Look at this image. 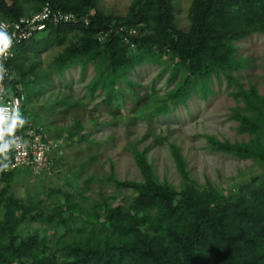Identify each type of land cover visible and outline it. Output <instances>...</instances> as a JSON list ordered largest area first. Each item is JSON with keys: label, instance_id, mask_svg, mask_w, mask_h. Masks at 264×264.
<instances>
[{"label": "trees", "instance_id": "1", "mask_svg": "<svg viewBox=\"0 0 264 264\" xmlns=\"http://www.w3.org/2000/svg\"><path fill=\"white\" fill-rule=\"evenodd\" d=\"M97 1L0 0V17L8 21L23 17L22 3L28 2L35 5L33 13L49 3L52 9L81 19L76 23L48 24L39 35L17 47L9 61L15 78L7 84L15 95L20 96L19 85L34 74L39 55L52 46L63 45L65 36L77 33L78 43L69 45L56 59L58 70L76 64L84 69L93 64L96 76L90 90L105 92L106 102L112 98L115 86L119 82L128 84V74L142 63L155 57L175 61L171 80L178 69L186 75L153 110L152 116H160L183 104L197 88L205 96L211 78L222 76L238 84L232 73L242 65L233 43L253 32L264 33V0H193L188 32L174 25L170 0H135L127 14L117 18L101 11ZM118 26L135 28L134 50L121 34L109 32ZM100 31L107 32L102 41L96 39ZM238 87L236 94L251 111L249 117L236 118L238 131L264 138V96L254 86L247 91ZM22 106L19 119L26 121ZM24 127L25 123L15 129ZM85 139L80 134L79 140ZM231 149L241 158H258L261 154L257 146ZM172 155L185 183L182 190L159 183L143 151L133 152L141 182L120 181L110 173L107 181L115 189L132 190L133 194L127 203V196L114 199L106 218L92 223V230L103 233V242L71 246L67 254L73 259L66 264H205L211 256L216 264H264V182H250L227 197L213 191L206 193L189 178L178 151L172 149ZM12 175L13 172L6 174L2 184L7 186ZM4 194L1 189L0 200ZM62 195L66 201L60 208L71 211L72 195ZM28 213L23 200L11 196L5 199L0 218V264H55L51 254L37 252L38 241H46L44 231H40L41 236L20 235L18 226ZM55 223L62 230L71 229L60 216ZM43 224L49 226L51 222L46 219Z\"/></svg>", "mask_w": 264, "mask_h": 264}, {"label": "rangeland", "instance_id": "2", "mask_svg": "<svg viewBox=\"0 0 264 264\" xmlns=\"http://www.w3.org/2000/svg\"><path fill=\"white\" fill-rule=\"evenodd\" d=\"M134 1L98 0L97 6L117 18L124 17ZM192 1L170 0L173 23L183 32H188L191 25ZM34 6L33 2L22 3L23 16L32 14ZM79 39V34H69L63 45L42 52L34 74L19 85L26 120L41 125L46 138L58 149L53 151L49 170L18 168L9 184L0 186L5 191L0 200V218L6 198L23 200L29 215L18 226L20 235L41 236L40 231L46 235L45 242L38 241L37 252L51 254L55 264H66L73 259L67 254L71 246L103 242V233L92 230V223L106 218L114 199L127 196V203L133 194L132 190L115 189L107 181L108 176L112 172L120 181H142L134 151L145 152L159 183L177 190H182L185 183L172 149L178 151L192 182L206 193L213 191L227 197L250 182H264V138L239 132L236 119L251 115L236 94L238 86L244 91L254 86L264 96V33L253 32L233 43L242 65L232 73L238 84L222 76L211 78L205 96L197 88L183 104L160 116H152L153 110L186 75L178 69L171 80L175 61L155 57L142 63L128 74V84L119 82L115 86L112 98L106 102L105 92L90 90L96 76L93 64L84 69L76 64L58 70L56 59ZM80 134L87 139L79 140ZM254 146L260 150L258 158H241L231 149ZM63 192L72 195L71 211H62L66 201ZM59 216L70 230H62L55 223ZM46 219L51 222L49 226L43 224ZM215 260L211 256L205 264H216Z\"/></svg>", "mask_w": 264, "mask_h": 264}, {"label": "built area", "instance_id": "3", "mask_svg": "<svg viewBox=\"0 0 264 264\" xmlns=\"http://www.w3.org/2000/svg\"><path fill=\"white\" fill-rule=\"evenodd\" d=\"M80 20L76 14L52 9L49 3H45L40 11L14 21L0 17V31H3L9 39V47L5 54L0 56V112H5L9 118L14 111H17L18 119L21 116V98L7 85L15 78L14 72L9 67V61L14 57L17 47L39 35L48 24L76 23ZM113 30L124 37L130 49L135 48V43L132 41L137 34L135 28L118 26L115 29L110 28L109 32ZM106 34L107 32L100 31L96 34V39L102 41ZM0 147H4V150L0 151V186L4 176L18 168L34 172L49 170L53 164V151L58 149L46 138L41 125L29 123L27 120L23 129H14L11 135L5 134L0 139Z\"/></svg>", "mask_w": 264, "mask_h": 264}, {"label": "clouds", "instance_id": "4", "mask_svg": "<svg viewBox=\"0 0 264 264\" xmlns=\"http://www.w3.org/2000/svg\"><path fill=\"white\" fill-rule=\"evenodd\" d=\"M8 47L9 39L3 31H0V56L5 54ZM25 122L26 121L17 118V111H14L10 118L5 115V112H0V139H2L5 134L11 135L17 125L23 126ZM4 147H0V151H3Z\"/></svg>", "mask_w": 264, "mask_h": 264}]
</instances>
